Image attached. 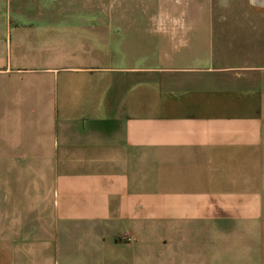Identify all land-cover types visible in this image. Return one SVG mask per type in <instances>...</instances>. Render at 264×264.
<instances>
[{"label": "crops", "instance_id": "0c3cea01", "mask_svg": "<svg viewBox=\"0 0 264 264\" xmlns=\"http://www.w3.org/2000/svg\"><path fill=\"white\" fill-rule=\"evenodd\" d=\"M134 2L0 0V264H264V12Z\"/></svg>", "mask_w": 264, "mask_h": 264}, {"label": "rangeland", "instance_id": "374dc122", "mask_svg": "<svg viewBox=\"0 0 264 264\" xmlns=\"http://www.w3.org/2000/svg\"><path fill=\"white\" fill-rule=\"evenodd\" d=\"M142 0L134 3H124L116 5L117 12H141ZM101 11H106L107 6H101ZM264 12V0H223V12Z\"/></svg>", "mask_w": 264, "mask_h": 264}]
</instances>
